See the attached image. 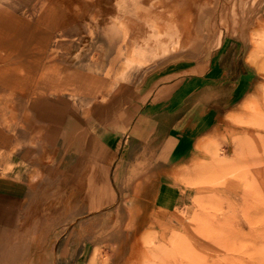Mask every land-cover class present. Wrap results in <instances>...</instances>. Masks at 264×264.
I'll list each match as a JSON object with an SVG mask.
<instances>
[{
  "label": "rangeland",
  "instance_id": "obj_1",
  "mask_svg": "<svg viewBox=\"0 0 264 264\" xmlns=\"http://www.w3.org/2000/svg\"><path fill=\"white\" fill-rule=\"evenodd\" d=\"M40 11L0 24V125L13 136L0 174L53 169L18 229L0 227V264L51 259L53 245L34 247L47 237L54 254L62 239L78 254L91 244V263L264 264V0H43ZM51 61L86 62L94 87H46ZM159 92L214 112L207 129L193 122L189 163L151 179L162 195L136 201V186H111L107 151Z\"/></svg>",
  "mask_w": 264,
  "mask_h": 264
},
{
  "label": "crops",
  "instance_id": "obj_2",
  "mask_svg": "<svg viewBox=\"0 0 264 264\" xmlns=\"http://www.w3.org/2000/svg\"><path fill=\"white\" fill-rule=\"evenodd\" d=\"M42 2L43 0H0L1 10L10 17L0 18V24L4 23L3 19L11 23L16 22L17 24L19 22L21 24L29 22L31 16L41 12ZM96 81V72L90 70L86 62L76 64L67 61L49 62L43 70L40 79V83H43L46 87L56 88L57 86H62L63 88L69 87L79 90L92 89ZM189 81L194 82L193 79ZM185 82H181L180 88L177 90H185L186 85H182ZM177 94V92H173V95L168 97L165 93L159 92L154 97L149 98L132 116L127 127V132L123 135L124 142L119 147L117 143H114L109 151H107L111 154L108 159L109 170L111 171L109 182L118 193L124 186L133 185V187H137L134 193L140 195V197L134 198V200L142 202L156 201L157 196L162 195L158 185L162 186L165 183H151V179L158 180L160 177L166 176L168 171L173 169L174 165L175 167H181L183 164L189 163L193 145L199 138L191 130L193 122H199L200 120L199 130L207 129L211 126L210 122L214 110L212 105L208 104V99L199 96L192 97L193 93L183 97L179 106L172 107V104L174 103L175 105V101L178 99ZM186 99L192 101L191 108H183ZM35 113L36 115L38 114L37 110ZM202 122L204 126L201 125ZM73 129H75V125H69L67 133L71 134ZM12 138L13 136L0 125L1 150L5 151L7 143H11L9 139ZM2 146L4 147L3 149ZM4 163L0 162V165L3 166L5 165ZM144 163H151V165L144 166ZM151 166L155 169L151 174L138 170H148ZM52 169L53 167H50L46 163L43 167L37 165L31 167L28 173L25 169L19 168V172H14L13 176L7 173L0 174V227L18 229L14 224L11 226V223H16L18 218L24 216L26 211H24L22 206L25 201H28V195H31L34 188L38 187L39 182L40 187L49 185L50 181L48 179L50 174L48 170ZM36 170H39L41 173L36 172ZM43 170L46 172H42ZM135 171L136 173L133 176L132 174ZM37 174H40L41 178L47 177V181H39L38 177H36ZM128 178H132L133 182L130 180L125 182ZM64 179H68V177H63L62 175V180L64 181ZM150 184L155 186L152 192ZM36 191L38 192V190ZM129 192L126 190L122 193L128 194ZM49 198L46 197L45 200L48 201ZM185 200L186 190L184 189L177 190L172 197L173 204L179 203L180 205ZM41 239L34 246L37 249L41 246L43 247L45 242L48 247L50 244L54 247L56 243L50 242L48 237ZM62 243L61 249L56 254H54V248L52 247L53 254L51 259L39 262L37 259L35 264H100L97 261L91 263V244L89 245L85 242L82 251L78 254L79 243L69 242V238L62 239Z\"/></svg>",
  "mask_w": 264,
  "mask_h": 264
}]
</instances>
